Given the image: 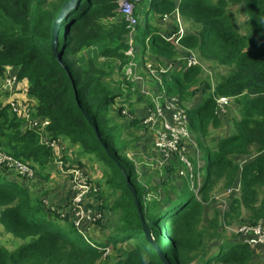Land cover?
I'll use <instances>...</instances> for the list:
<instances>
[{
	"label": "trees",
	"instance_id": "1",
	"mask_svg": "<svg viewBox=\"0 0 264 264\" xmlns=\"http://www.w3.org/2000/svg\"><path fill=\"white\" fill-rule=\"evenodd\" d=\"M67 1L0 0V82L10 73L8 66L13 68V76L29 84L28 95L36 103L35 117L50 122L41 132L26 128L12 106L0 100V149L29 164L35 173L28 180L0 167V225L5 233L21 240L13 249L0 243V264H97L109 245L126 241L130 248L116 264H166L160 254L169 264H192L200 257H204L200 264H264L244 239L226 241L221 233L222 222L255 226L264 221V0H141L136 4L137 58L142 67L146 53L162 64L175 63L180 57L177 44L169 39L178 35V27L162 34L151 23V18L176 9L191 25L179 39L184 49L180 53L192 51L200 60L189 67L183 61L184 66L164 74L156 88L184 103L201 87L209 90L198 105L187 109L188 126L203 160L199 165L190 156L192 184L201 185L198 194L192 191L188 176L178 175L182 186L169 184L165 164L162 170L168 181L159 180L162 189L151 201L145 197L146 187L133 162L120 149L133 146L131 140L125 142L124 129H138V149L149 142L142 134L151 137V133L144 123L146 110L135 114L134 108L128 111L126 107L134 105L130 98L142 92V87L121 73L129 57L125 54L126 23L118 14V0H78L60 23L59 61L52 50V29ZM240 12L243 18L239 21ZM104 20L111 25L100 33L102 28L96 25ZM92 46L98 49L91 50ZM207 61L227 68L215 74L214 84L201 66ZM149 87L151 92L155 88ZM222 96L233 99L238 116L232 119V131L220 136L214 147L206 139L223 125L216 112ZM150 98L138 101L153 106ZM59 139L79 149L74 159L78 165L84 167L81 159L88 156L101 167L100 188L92 193L102 202V211L105 208L113 213L108 223L99 216L79 224L74 223L72 214L62 218L46 204L48 198H43L40 189L29 185L39 176L46 177L54 159L47 141ZM106 147L130 174L141 214L157 246L147 240L135 197ZM241 155L252 159L246 163L235 159ZM173 168H177L176 162ZM198 173L203 175L200 184ZM237 182L239 194L230 198L226 210L215 207V190H228ZM156 186L152 184L151 189ZM70 197L69 191L66 201ZM87 204L96 214L94 204ZM95 221L105 230L104 237L89 240L86 229ZM216 241L221 243L211 250Z\"/></svg>",
	"mask_w": 264,
	"mask_h": 264
},
{
	"label": "rangeland",
	"instance_id": "2",
	"mask_svg": "<svg viewBox=\"0 0 264 264\" xmlns=\"http://www.w3.org/2000/svg\"><path fill=\"white\" fill-rule=\"evenodd\" d=\"M53 0H46L47 3L52 2ZM236 8L234 7V10ZM117 11L123 17V22L126 23V41L128 48L125 50V54L129 57V61L124 65L121 73L124 74L127 79L131 80L135 86L141 84V87L145 88L144 91L135 93L131 98L130 101L133 102V106H130L127 110H131L134 108V113L139 114L141 110H147L149 107V103L147 101H138L140 97L147 98L149 95L148 91L150 90L148 87L150 84L154 85L155 88L152 89L154 92V96L150 98L151 101L154 103V109L148 114H153V119L151 121V126L153 130V136L150 137L149 133H143V137L149 138L146 140L142 146V148L138 149L137 146L140 144L139 138L136 136L139 135L138 129L134 128H127L124 129V140L125 142L132 141L133 146L129 149H121V152L124 153L134 164L136 173L138 174V179L144 182V186L146 187V199L148 201H151L155 197L158 196L157 192L162 189V184L159 182V180L166 179V173L163 172L162 168L164 166V163H167V161L163 160L162 151L157 146V134L158 132H163L167 134L168 138H171L173 129L178 125V117L177 112L179 110H186L188 108H192L193 106L198 105L201 100L206 96V94L209 92V90L202 91V87L199 89L197 94L187 102L179 101L177 98H173L171 96H162L161 91L158 90L156 87L159 85L158 79H162L161 77L164 74H170L172 72H175L176 70H179L181 67H183V61L185 63L184 58L192 57L193 55L197 58V63H200V60L197 56V54L193 53L192 51H188V53L182 54L183 47L179 46L177 42V50L180 54V57L178 60L173 63L170 61H166V58H164V64L161 63L160 60L155 59L153 56L149 54H145L143 56L145 67L142 68L141 66V59H138L137 56L140 53V48L138 47V44L136 43V35H137V22L138 18L135 13V8L133 11V18L135 19V22L132 24V26L127 25V21L121 11L119 10V7H117ZM119 15V16H120ZM141 16V15H140ZM241 16L243 18L242 13L240 12L238 14L239 21L241 19ZM133 18H131L129 21H133ZM119 22V21H117ZM151 23L156 24L160 29L161 33L165 34L166 31H171L175 25H177V34L180 33L181 28L184 30L185 34L187 33L188 28H191V25L189 23L184 22L183 18H177L176 15V24L172 22L168 16H156L155 19L151 18ZM119 24V23H118ZM111 25L108 21H98L97 27H101L100 33L106 32L105 28ZM176 35V34H175ZM170 36H173V39L175 36L172 34ZM172 39V40H173ZM114 42V40L111 41V43ZM109 43V44H111ZM132 48L133 50H131ZM97 50L98 48L96 46H92L91 50ZM184 50V49H183ZM85 55L88 54V50H85L83 52ZM149 66L153 70H149ZM201 66L203 67L204 71L209 75V78L211 82L215 83V74L218 73H224L227 71L226 67L223 66H216L214 63L211 62H201ZM166 70V71H165ZM12 73H14V70L12 68ZM119 73V71H118ZM120 73V74H121ZM118 75V74H117ZM123 75V76H124ZM145 79L147 81L146 85L143 84L142 80ZM1 82H0V100L1 101H12L15 105V108L18 110V112L22 115H24V110L27 106V103L30 100V96L27 94V83L26 82H20V81H14L11 83V85H5L1 88ZM123 91H126V87L122 88ZM128 110V111H129ZM238 108L235 104V102L230 100L229 104L225 105V107L220 110L219 116L222 120L223 125L219 130L215 132V134L209 136L206 139V143L210 146H216L217 140L220 136L229 134L232 131V119L234 116L237 115ZM127 114V112L125 111ZM142 133V131H139ZM178 133V143L176 144V148L170 153V156L176 155L178 159H173L172 164H169L167 168L169 171L167 173L170 176L169 184L175 185V186H182L183 182L181 179H179L178 175H186L188 172H190V169L186 166V164L181 160V155L183 154V148L187 150L186 155H184L182 158L184 161H187V156L190 155L191 158H195V149H196V143L194 140V136L191 134H185L182 131L177 132ZM140 136V135H139ZM63 144L65 145V150L62 151L61 155L65 162H72L75 164H78L74 161V159L77 158V154H79V149L77 147H70L67 143V141L62 139ZM121 146V144H118ZM59 146V144L57 145ZM201 154V153H200ZM200 164H203V160L199 157H197ZM236 160L241 161L242 163H246L248 160H251L252 158H249V156L241 155V156H235ZM82 162L85 163V168L83 169L87 170L88 173H90L93 183L95 185V188H100L101 184V176L102 171L100 170L101 167L98 163L92 162L88 156H86L85 159H81ZM170 160V159H169ZM169 162V161H168ZM174 162L177 163V168H173ZM53 167L56 171L60 173V171L56 168L54 159L52 163ZM166 168V169H167ZM180 171V173H179ZM61 174V173H60ZM62 175V174H61ZM64 176V175H63ZM143 176L149 177L148 180H146ZM26 177V176H23ZM66 180H68L70 184V179L64 176ZM189 177L191 175L189 174ZM28 180H31L33 178L27 177ZM198 181H201L203 178L202 173H200L198 176ZM62 180V179H61ZM168 181V179H166ZM160 183V184H159ZM152 184L157 185L155 188H152ZM239 182L235 183L229 190L222 191L219 188L215 190V192L212 195V203L215 207L219 208L221 211L226 210L227 205L230 201V198L234 195L239 194ZM197 188H192V191L194 193H197ZM70 192H71V186H70ZM97 194L91 193L89 198L85 197L82 200H84V204L81 205V208H88L87 202H91L94 204L96 209L97 216L101 217L102 221L104 223H108L113 218V213L111 211L106 212L105 208H103L102 211L99 206L102 204L101 201L97 200ZM60 198L56 197L53 200L52 204V211L55 212V209H58V204H60V201H58ZM69 202V200H68ZM70 204V203H69ZM107 213V215H106ZM72 215L76 214V210H72ZM100 219V220H101ZM99 221H95L91 225H89V228L86 229V236L89 240L93 239H102L104 236V229L101 227V225L98 223ZM221 230L223 239L226 241H232V238L236 239H244L249 240L250 237H245V234L247 233V230L242 226L243 224H240L239 222H232L230 224L222 222L221 224ZM91 226V227H90ZM172 232L170 229H167V235H170ZM254 233V230H252L251 235ZM21 242L20 239H16L14 237H11V235L4 232L0 225V243L5 244L8 248L13 249L15 248L19 243ZM221 243V241L214 242V247L210 248L211 250H215V248ZM213 244V241L209 243V246ZM157 246V244H155ZM253 247L256 250L257 260L261 261L264 259V243L259 242L258 244L253 245ZM130 248V243L126 241L125 243H118L117 245H109L106 249V254L104 257L98 261L97 264H116V262L119 260L120 255L127 252V250ZM204 260V257H200L198 260L193 262L192 264H200L201 261Z\"/></svg>",
	"mask_w": 264,
	"mask_h": 264
},
{
	"label": "built area",
	"instance_id": "3",
	"mask_svg": "<svg viewBox=\"0 0 264 264\" xmlns=\"http://www.w3.org/2000/svg\"><path fill=\"white\" fill-rule=\"evenodd\" d=\"M139 2H141V0H118L119 10L121 11L123 16L125 17L128 26H132V24L135 22V19L133 18V11H134L136 4ZM176 15H177V18L181 17V15L178 11H176ZM164 16H168V14H166ZM131 18H133V21H129ZM184 34H185L184 30L181 28L180 33L178 35H174L175 36L174 39H173V36H170L169 39H171V40L173 39L174 42L178 43L180 37L183 36ZM130 49L133 50L132 48H130ZM184 59H185V66H187V67L195 65L197 63V58L195 55H193L192 57L184 58ZM144 67H142V68H144ZM8 70H10V73L7 74L6 77L4 78V82L2 83L1 88L4 87L5 85H11L12 82L17 80L16 77L13 76V73L11 71L12 68L10 66H8ZM149 70L150 71L153 70L151 68V66H149ZM20 82H22V81H20ZM142 82L144 85H146V83H147V81L145 79H143ZM158 83L161 85L160 77L158 79ZM148 88L150 89V87H148ZM144 90H145V88L142 87L141 91H144ZM148 93L151 95V97L154 96L153 91L151 92L149 90ZM161 94H162V96H170V95H166V92H164V90H161ZM171 97L177 98L180 101L178 96H171ZM230 100H232V98L230 96H222L218 99V108L216 110L217 114H219L220 110H222L225 107V105L229 104ZM7 102L10 104V106H12L13 110H15L19 114V116L23 119V121L25 122L26 128H33V129L37 130L38 132H41V131H44L47 128V126L50 124L49 120H46V119L43 120L42 118H38V117H35L33 115L34 110H35L34 109V99L30 98V100L27 103V106L24 110V115H22L18 112V110L15 108V105L12 101L8 100ZM153 109H154V103H153V106L149 105V107L147 108L145 119H144V123L149 127L151 137L153 136V130H152V126H151L153 114H148L147 112L150 113ZM177 117H178L177 119L179 120L178 125L175 128H172L173 133H172L171 138H168L167 134H165L163 132H158V134H157V146L162 151V154H163L162 159L167 161V163H164V165L165 164H167V165L172 164L173 159L174 158L176 159V157H177L176 155L170 156V153L176 148V144L178 143V133L177 132L182 131L185 134H191L193 136V134L190 131L189 126H188L187 109L185 111L179 110L177 112ZM194 140H195V138H194ZM47 143L54 152V163H55L56 168L60 171V173L62 175L66 176L67 178L70 179L71 197L69 199V203H70V205H73L74 210H76V214L74 215V218H73L74 223L79 224L80 222H82L84 220H89V221L94 220L98 216H97V214H95L93 212L92 209L81 208L82 202L84 201L82 199L85 197L89 198L90 194L93 191H96L98 189V188H95V185L93 183V180H92L90 173H88L87 170L83 169L78 164L64 161L61 153L66 148L62 142V139H59L57 141H55V140L49 141L48 140ZM195 143H196V149H195V151H196L195 155L196 156H195V158H196L198 164L201 165L197 159V157L200 158V151L197 147L196 140H195ZM58 144H59V146H57ZM182 150H183V154L181 155V160L190 169V172H188L184 176H188V178L190 179V182L192 183V181L195 180L193 178V173H192L193 163L190 160V155L187 156V161L183 160L182 157L188 153H187V150H185L184 148ZM177 159H178V157H177ZM0 167L7 168L9 170H13L17 174L20 173L26 177L33 178L35 175L34 169L29 164L23 162L22 160H20L18 158H15L11 154H9L7 151L2 150V149H0ZM189 174L191 175V177H189ZM199 174L200 173H198V175ZM196 180L198 181V178H196ZM200 183H201V181H198V184H200ZM192 186L199 189V187L201 185L196 186V185L192 184ZM45 202H46V204L49 205L48 200H45ZM51 208H52V206H51ZM242 226L247 230V233L245 234V236L247 238L250 237L248 240L250 245L253 246L255 244H258L259 242L264 243V221H261L259 224L255 225V226H250L247 224H243ZM252 230H254V233L251 235Z\"/></svg>",
	"mask_w": 264,
	"mask_h": 264
},
{
	"label": "crops",
	"instance_id": "4",
	"mask_svg": "<svg viewBox=\"0 0 264 264\" xmlns=\"http://www.w3.org/2000/svg\"><path fill=\"white\" fill-rule=\"evenodd\" d=\"M168 18L176 24V11L168 15ZM185 22V21H184ZM177 27V25H175ZM46 177L39 176V180L30 181L29 185L40 189L39 192L43 193V198H48L50 207L54 203L53 200L59 197L60 204H58V209L54 211L63 218L66 215L70 216L73 205H70L67 200V194L70 191V184L66 178L55 170L53 165L50 167L49 171H46ZM62 179V180H61ZM66 201V202H65ZM53 202V203H52Z\"/></svg>",
	"mask_w": 264,
	"mask_h": 264
},
{
	"label": "water",
	"instance_id": "5",
	"mask_svg": "<svg viewBox=\"0 0 264 264\" xmlns=\"http://www.w3.org/2000/svg\"><path fill=\"white\" fill-rule=\"evenodd\" d=\"M78 3V0H69L67 2H65L61 8V11L58 15V17L55 19L54 23H53V29H52V50H53V53L55 56H57L58 60L61 61V53L57 50V46H58V34H59V29H60V23L62 21V19L64 18V16ZM85 116L87 117V119L91 122V118L90 116L85 113ZM95 133H96V136L98 139H101L100 138V135L98 133V130H95ZM106 151L108 153V155L114 159L117 164L120 166L121 168V171L123 172L124 174V177L126 179V183L128 185V187L131 189L134 197H135V201L136 203L138 204V200H137V194H136V191L135 189L133 188L131 182H130V174L128 173V171L124 168V166L112 155V153L109 151V149L106 147ZM138 212L140 214V217L142 219V223H143V229L145 231V236L147 238L148 241L152 242V244H156V242L153 240L152 236H151V233H150V229L146 223V221L144 220L142 214H141V209L139 207V204H138ZM161 258L164 260V262L166 264H169L165 258L162 256V254H160Z\"/></svg>",
	"mask_w": 264,
	"mask_h": 264
},
{
	"label": "clouds",
	"instance_id": "6",
	"mask_svg": "<svg viewBox=\"0 0 264 264\" xmlns=\"http://www.w3.org/2000/svg\"><path fill=\"white\" fill-rule=\"evenodd\" d=\"M176 11H178L177 9H176ZM179 12V11H178ZM181 15V14H180ZM182 47V46H181ZM23 82V81H22ZM24 82H26L27 83V90L29 91V84H28V82L25 80ZM1 85H2V82H1ZM28 91H27V94H28ZM31 98V97H30ZM31 99H33V98H31ZM7 102V101H6ZM35 104L36 103H34V109H35ZM35 112H36V110H34V113H33V115L35 114ZM35 116V115H34ZM192 184V183H191ZM191 188H195V187H191ZM198 192V191H197ZM246 237V236H245ZM247 243H249L247 240H245ZM252 246V245H251ZM253 247V246H252Z\"/></svg>",
	"mask_w": 264,
	"mask_h": 264
}]
</instances>
